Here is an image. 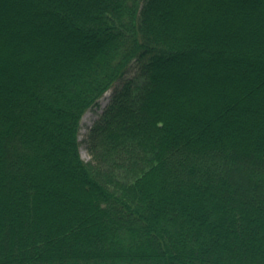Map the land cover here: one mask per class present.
I'll use <instances>...</instances> for the list:
<instances>
[{"label":"trees","instance_id":"obj_1","mask_svg":"<svg viewBox=\"0 0 264 264\" xmlns=\"http://www.w3.org/2000/svg\"><path fill=\"white\" fill-rule=\"evenodd\" d=\"M0 264H264V0H0Z\"/></svg>","mask_w":264,"mask_h":264},{"label":"rangeland","instance_id":"obj_2","mask_svg":"<svg viewBox=\"0 0 264 264\" xmlns=\"http://www.w3.org/2000/svg\"><path fill=\"white\" fill-rule=\"evenodd\" d=\"M132 77V78H131ZM128 79L132 80L133 75H129ZM120 87L116 89L119 91ZM113 98V92L108 91L98 102V107L93 109L92 111H88L82 118V127L80 130V139H82L83 135L87 132L88 128L95 122L98 121L104 113V110L109 106L111 100ZM80 156L84 161H90V156L86 152L83 145L80 146Z\"/></svg>","mask_w":264,"mask_h":264}]
</instances>
